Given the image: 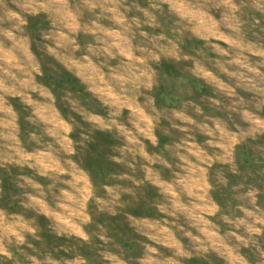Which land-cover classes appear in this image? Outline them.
<instances>
[{"label":"rangeland","instance_id":"rangeland-1","mask_svg":"<svg viewBox=\"0 0 264 264\" xmlns=\"http://www.w3.org/2000/svg\"><path fill=\"white\" fill-rule=\"evenodd\" d=\"M0 264H264V0H0Z\"/></svg>","mask_w":264,"mask_h":264}]
</instances>
